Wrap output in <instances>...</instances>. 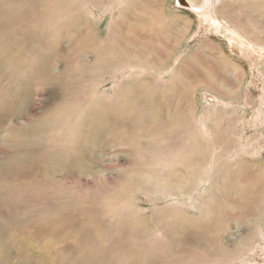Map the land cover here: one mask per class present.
<instances>
[{"label":"rangeland","instance_id":"1","mask_svg":"<svg viewBox=\"0 0 264 264\" xmlns=\"http://www.w3.org/2000/svg\"><path fill=\"white\" fill-rule=\"evenodd\" d=\"M178 1L0 0V264H264V52Z\"/></svg>","mask_w":264,"mask_h":264},{"label":"bare ground","instance_id":"2","mask_svg":"<svg viewBox=\"0 0 264 264\" xmlns=\"http://www.w3.org/2000/svg\"><path fill=\"white\" fill-rule=\"evenodd\" d=\"M187 1V2H186ZM240 1V0H239ZM239 1L236 0H200V2L196 3L193 0H179L178 1V5L180 8H184L187 9L188 11L194 12L195 14H197L198 16L201 17L200 20H205V25H207V28H213L214 31H219V30H226L229 31V33L231 32V34H233L235 37V39H237V42L240 44L239 46L246 49L247 47H251V49L253 50L254 53H259L261 50H263L264 52V47H261L260 44H256V41H252V40H248L245 35H241L238 34V32H234L231 28L227 27L225 24L223 25V22L220 20V18L218 17V13L216 11V7L218 6V3H224L226 5H223V8H230V6H232V4L234 5L235 2L239 3ZM261 1V0H260ZM241 2V1H240ZM247 2V1H246ZM237 3H235L237 5ZM84 5V4H83ZM179 9V8H178ZM186 10V11H187ZM199 18V17H198ZM218 19V20H217ZM227 19V18H226ZM220 20V21H219ZM232 23V21H231ZM227 24V23H226ZM229 24V23H228ZM227 24V25H228ZM234 24V23H233ZM231 25V24H230ZM236 26V25H235ZM233 27V26H231ZM255 29V28H254ZM209 31V30H208ZM213 31V32H214ZM220 31V32H221ZM226 33V32H225ZM228 33V32H227ZM246 33V32H245ZM254 40V39H253ZM230 43V42H229ZM237 43V44H238ZM234 46L235 43H234ZM261 50L259 51L258 49ZM249 50V49H248ZM252 52V51H250ZM249 54V53H247ZM256 54V55H257ZM250 55V54H249ZM126 69V68H125ZM253 71V70H252ZM258 74V73H257ZM256 74V75H257ZM254 75V73H253ZM264 77V73L262 74ZM255 76V75H254ZM253 76V78H254ZM260 79V78H259ZM256 80V78H255ZM264 80V79H263ZM257 81V80H256ZM260 81V80H259ZM258 82V81H257ZM264 82V81H263ZM249 107V106H248ZM254 120V118H253ZM54 128V127H53ZM246 131V129H245ZM247 134V133H246ZM246 139V138H245ZM248 139V138H247ZM244 143V142H243ZM249 145V144H247ZM240 147V146H239ZM250 147V146H249ZM255 148V147H254ZM239 149V148H238ZM258 152V151H257ZM238 153V152H237ZM163 185V184H162ZM156 187V185H155ZM158 187V186H157ZM160 189V188H159ZM161 190V189H160ZM148 192V191H147ZM243 255V254H242ZM263 256V255H262Z\"/></svg>","mask_w":264,"mask_h":264}]
</instances>
